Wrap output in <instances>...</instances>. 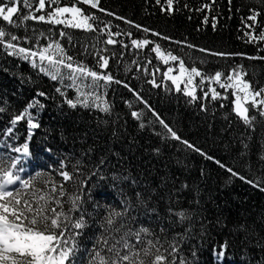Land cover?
<instances>
[{"label":"trees","instance_id":"16d2710c","mask_svg":"<svg viewBox=\"0 0 264 264\" xmlns=\"http://www.w3.org/2000/svg\"><path fill=\"white\" fill-rule=\"evenodd\" d=\"M73 3L59 0V6ZM77 6L96 17L90 20L93 30L31 20L11 27L0 21L21 38L13 42L21 47L39 51L59 43L72 57L66 63L113 77L99 81V87H84L79 80L72 86L68 69L61 68L63 80H52L30 60L8 55L0 46V158L7 162L20 156L11 149L28 143L31 155L21 160L22 178L40 189L63 184L65 212L71 207L69 197H81L78 210L69 213L73 221H84L81 229L68 228L70 243L79 233L71 264H92L101 237L141 227L152 233L146 239L159 238L160 251L174 264H264V116L246 103L254 117L246 124L234 111L233 90L221 89L214 80L201 84V77L194 76L188 86H196L197 99L192 100L184 94L187 75L179 92L164 75L169 68V75H178L183 60L189 71L196 67L203 77L219 71L223 82L240 69L255 88L264 87V59H249L264 57L259 38L264 0H173L171 6L167 0H99L95 9ZM252 10L260 13L256 22L248 19ZM26 11L21 8V15ZM108 39L116 43L107 44ZM133 40L150 43L137 47ZM156 45L178 60L165 64L153 51ZM100 57L109 61L106 68ZM90 82L89 77L84 84ZM77 88L93 93L88 106L68 104L84 99ZM211 88L221 96L213 100ZM94 96L100 100L93 102ZM33 101L42 105L28 109L39 127L30 129L27 118L13 126L12 119ZM105 106L108 111L102 110ZM160 120L180 139L172 138ZM61 171L72 179L64 181ZM113 213L121 215L112 216L109 226L106 220ZM121 225V233L113 231ZM171 244L178 250L168 255L164 250L170 252ZM221 250L224 256L217 260Z\"/></svg>","mask_w":264,"mask_h":264},{"label":"snow or ice","instance_id":"6c2138e0","mask_svg":"<svg viewBox=\"0 0 264 264\" xmlns=\"http://www.w3.org/2000/svg\"><path fill=\"white\" fill-rule=\"evenodd\" d=\"M157 2L159 3V0ZM81 3L90 5L91 8L95 9L98 7L99 0H75L72 6H59V0H47L50 11H46V0H35V3L34 0H8V4L0 2V21L6 22L11 27H20L24 22L31 20L64 25L73 29L93 30L90 20H95L96 17L84 14L82 8L77 6V4ZM167 3L171 6L173 0H167ZM229 3H231V0H229ZM205 7H209V5H205ZM21 8L27 10L25 14L21 15ZM45 11L46 14L36 15L37 12ZM65 14H68V16H65ZM259 15L258 11L252 10V15L248 19L256 22ZM213 27H215V24H213ZM249 27L252 26L250 25ZM144 31L147 32L149 30L144 29ZM154 34L159 35L158 33ZM115 35H120V33H115ZM245 35H249V33H245ZM60 36H65V33L61 31ZM164 38L168 39L167 37ZM259 38L264 40V32L259 34ZM20 39L17 35L12 34L8 28L0 25V46L8 50V55H16L24 60H30L33 67H38L39 71L50 75L52 80L64 79L65 74L61 72L62 67L69 70L67 78L72 81V86H76V81L79 80L84 87L94 88L99 87V81L109 82L113 79L111 75L92 71L86 65L66 63V60L72 61V57L64 54V50L59 43H49L42 50L37 51L21 47L19 43H13L18 42ZM24 39L27 40V37ZM106 43L114 44L116 41L108 39ZM149 43L147 40L142 42L132 41V44L137 47ZM188 47L194 46L188 45ZM153 51L159 55V58L165 64L168 63L169 59L172 61L178 60V57L173 56L171 53L165 55L159 45H156ZM199 51L207 52L208 50L199 49ZM210 54L222 57L229 55L215 52ZM57 56L60 58L56 59ZM37 57L39 64L37 63ZM257 58L264 59V57H249V59ZM100 60L102 61L101 67L106 68L109 61L104 57H100ZM178 66V75H169L173 71L171 68L164 74L173 82L176 91H181L180 84L184 80L185 75H187L184 94L191 97L192 100H196V86L188 90V86L193 85V77H201V84L204 83L205 79L214 80L221 89L226 91L229 89L233 90L232 95L235 97L233 101L234 111L246 124H250L251 119H254V117H249V109L245 106L246 103H251L252 108L258 110L260 115L264 116V87L255 88L251 81L244 79L247 73L242 72V70L233 69L232 72L227 74L225 80L221 82V77L224 74L219 71L215 73L214 77H203L196 67H191L189 71L183 60H179ZM89 77L91 82L84 84V81ZM116 82L119 83V81ZM152 83L155 84V80ZM125 86L127 87V85ZM57 91H60V89H57ZM77 91L84 99L76 102L69 100L68 104L71 107H76L77 103L88 106L89 97L93 96V93L80 91V88H77ZM209 91L213 100L221 96V93H218L215 88H211ZM240 94L243 95L241 96ZM38 95L43 96L44 93L41 92ZM204 96L207 98L208 92H205ZM224 98L227 97L225 96ZM96 100H100V96H94L93 102ZM37 106L42 107V105H39V101L30 103L25 112L16 115L12 119L11 124L15 126L18 121L27 118L30 129L38 128L39 124L33 121L32 114L28 111V109ZM96 106L99 107L98 104ZM102 110L108 111V107L105 106ZM0 111H3V109L0 108ZM132 115L138 117L136 112H133ZM157 118L159 119V117ZM159 122L171 133L172 138L180 139L163 120ZM141 127H143V124ZM7 131L11 133L12 128ZM184 143L187 142L185 141ZM188 147H193V145L189 144ZM196 150L199 151L198 149ZM11 151L21 155L11 158L7 162L0 158V264H71V257L76 250L74 246L75 235H79V233L72 235V243H70L67 234L68 228L81 229L84 227V221L83 219L73 221L69 213L78 210L77 201L81 197H69L71 207L65 212L63 210V197L67 193L63 184L50 183L48 188L40 189L33 182L22 178L20 175V173L24 172L21 162L22 158H29L31 155L28 143L15 147ZM201 154L203 155V153ZM221 167H224V165L221 164ZM227 171L234 176L238 175L232 169H227ZM60 175L64 181L72 179L71 174L67 171H61ZM241 179L244 178L241 177ZM26 189L28 191H25ZM58 208L60 211H57ZM118 215H121V213L111 214L106 223L109 226L113 225L112 216ZM178 215L181 219L186 218L183 213ZM122 227L123 225L120 228L113 229V231L121 233ZM151 235L152 233L148 228L141 227L135 231L129 229L122 232L119 237L115 235L108 238L101 237L98 243H101L102 247L94 251L92 264H174V261H168V257L160 251L163 244H161L159 238L156 240L146 239V237ZM169 247L171 249L170 252L168 249L164 250L168 252V255H173L178 250L174 244L169 245ZM223 256L224 250H221L217 253L216 258L220 260Z\"/></svg>","mask_w":264,"mask_h":264}]
</instances>
